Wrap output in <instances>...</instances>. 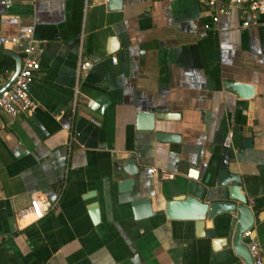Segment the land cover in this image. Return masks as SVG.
Returning <instances> with one entry per match:
<instances>
[{
	"label": "crops",
	"instance_id": "0c3cea01",
	"mask_svg": "<svg viewBox=\"0 0 264 264\" xmlns=\"http://www.w3.org/2000/svg\"><path fill=\"white\" fill-rule=\"evenodd\" d=\"M106 1L0 0V36L31 27L40 64L28 87L34 109L0 119V264H134V254L138 264H245L191 220L134 218L130 200L147 196L156 209L176 193L200 197L213 183L210 159L228 144L247 200L263 208L264 13L241 27L237 10L212 20L197 0ZM83 60L90 65L77 72ZM225 80L253 84L254 95L239 98ZM103 96L101 111L86 105ZM150 108L177 116L135 128L133 112ZM156 129L179 140H157ZM127 156L139 173L134 190L119 192L113 164ZM33 193L51 203L38 219L27 208ZM215 218L204 226L223 238L233 216ZM243 239L264 257V218Z\"/></svg>",
	"mask_w": 264,
	"mask_h": 264
},
{
	"label": "water",
	"instance_id": "95a60500",
	"mask_svg": "<svg viewBox=\"0 0 264 264\" xmlns=\"http://www.w3.org/2000/svg\"><path fill=\"white\" fill-rule=\"evenodd\" d=\"M122 0H107L106 8L114 9L121 5ZM1 54L9 55L13 58V69L7 78L0 84V91L9 86L16 75L19 65V54L10 50L3 49ZM224 85L234 91L239 98L250 100L254 95V86L251 83L238 80H225ZM108 103L107 96L99 102L98 110L101 111ZM251 104L249 103L248 106ZM177 113L168 111L135 110L133 112L134 127L138 129L153 130L155 119H173ZM259 132L252 131V135L241 136V145L243 147L251 146L252 136ZM154 137L160 141L176 142L179 140V134L163 129L154 130ZM230 146L222 144L217 155L210 159L208 175L212 177L213 183L210 189H205L198 197L191 193L181 192L173 194L165 200L161 207L153 209L151 200L147 196H137L130 200L132 214L134 218H142L152 215L156 212H163L167 219H185L193 221L194 228L198 230L199 235L207 236L212 242L228 243L230 250L238 255L245 264L251 262V255L248 251L244 236L241 234L244 230L250 229L255 220L264 218V206L258 210L253 205L248 206L247 196L242 190V180L240 173L233 170L230 163ZM139 173L138 165L133 156L121 158L113 164L112 177L115 179V185L119 192L134 190L136 175ZM87 210L91 221L97 222L98 210L95 202H90ZM227 212L233 216L227 227V234L223 238L215 237L214 227L204 226L205 218L216 219V215ZM230 230V232H228ZM138 264L137 256L134 254L131 258Z\"/></svg>",
	"mask_w": 264,
	"mask_h": 264
},
{
	"label": "built area",
	"instance_id": "2783aa9c",
	"mask_svg": "<svg viewBox=\"0 0 264 264\" xmlns=\"http://www.w3.org/2000/svg\"><path fill=\"white\" fill-rule=\"evenodd\" d=\"M206 11L209 12L211 19H215L217 14H229L233 9L237 10L240 17V26L245 27L255 23L258 15L264 13V0H197ZM0 45L14 46L20 57L19 69L10 82L9 86L0 91V119L11 120L19 114L29 113L36 106V102L30 96L28 87L35 72L39 69V60L37 57V41L32 36L31 27H26L21 33L12 36H0ZM112 60L114 58L112 57ZM90 65L88 60L79 61L77 72ZM86 105L90 109L98 107L99 102L94 99H87ZM156 170H153L155 172ZM189 177H196L197 171L188 169L185 173ZM160 177L171 178L173 172L159 171ZM248 206L253 201L247 200ZM51 206L44 196L33 193L28 199L27 208L33 219L40 218ZM250 229L244 230L241 234L247 236ZM251 255L249 264H264V257L260 248L255 242L247 244Z\"/></svg>",
	"mask_w": 264,
	"mask_h": 264
},
{
	"label": "trees",
	"instance_id": "16d2710c",
	"mask_svg": "<svg viewBox=\"0 0 264 264\" xmlns=\"http://www.w3.org/2000/svg\"><path fill=\"white\" fill-rule=\"evenodd\" d=\"M13 66V59L6 54L0 53V72Z\"/></svg>",
	"mask_w": 264,
	"mask_h": 264
}]
</instances>
